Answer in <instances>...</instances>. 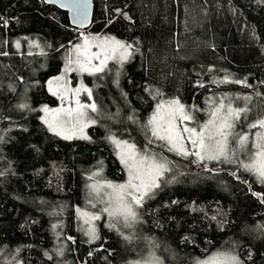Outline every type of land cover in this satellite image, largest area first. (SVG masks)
Returning <instances> with one entry per match:
<instances>
[{
	"label": "trees",
	"instance_id": "16d2710c",
	"mask_svg": "<svg viewBox=\"0 0 264 264\" xmlns=\"http://www.w3.org/2000/svg\"><path fill=\"white\" fill-rule=\"evenodd\" d=\"M92 6L89 24L78 29L66 11L42 0H0V53H8L0 55V257L129 264L152 256L162 264H194L219 250L233 251L243 264H264V202L254 195L264 197V184L236 164L210 161L206 171L162 142L148 146L144 127L159 101L179 99L196 126L227 95L233 107L250 109L235 131L251 137L258 128L248 125L264 116V0H92ZM87 34L123 40L133 54L96 75L92 94L101 112L86 128L89 138L66 140L40 120L39 106L57 103L44 80ZM32 42L39 50L28 51ZM225 77L246 84L222 83ZM110 136L166 157L171 171L164 180L171 183L146 199L132 228L99 222V239L89 243L77 209L88 207L87 185L96 182L90 175L125 179ZM230 148H236L231 140Z\"/></svg>",
	"mask_w": 264,
	"mask_h": 264
},
{
	"label": "snow or ice",
	"instance_id": "6c2138e0",
	"mask_svg": "<svg viewBox=\"0 0 264 264\" xmlns=\"http://www.w3.org/2000/svg\"><path fill=\"white\" fill-rule=\"evenodd\" d=\"M46 2H51V0H46ZM60 6L67 7L68 5L61 4ZM87 6L88 0H73L72 3V7L77 10L78 14L81 9L86 13ZM80 24L83 26V21H80ZM4 26H7V21H4ZM19 46V42H17L16 47L19 48ZM32 46L38 47L39 45L32 42ZM93 48L98 49V51L93 52ZM132 48L133 45L113 37L100 38L83 35V43L75 44L72 48V52L75 53V60L72 59L70 52L64 71H79L96 75L105 70L109 60H118L123 64L132 56ZM0 55H8V53H0ZM94 61H98V63H93ZM73 64L76 65L75 69L71 67ZM63 79V76H58L48 82L49 91L53 96H57L61 102L66 99V96L53 90L52 84L54 81L59 82ZM221 82L246 84L245 81L240 80L230 81L227 77ZM199 86L204 87L202 83ZM65 91L74 98L76 107L53 109L44 105L39 109L44 113L41 120L49 131L57 136H62L63 139H88L89 137L84 134V129L89 124L96 123L94 119L89 118L88 111L95 113L98 108L94 102L82 103L79 94L81 92L86 93L91 99L92 92L83 83L74 89L65 88ZM157 94L159 95V93ZM257 95L260 94L257 93ZM243 99L248 101L251 98L244 97ZM18 107L24 109L28 105L21 104ZM199 110L195 109V111ZM249 111L247 106L243 108L233 107L231 99L225 95L218 102H213L207 121L203 124H196V126H189L190 122L196 121V117L191 111L186 110L185 105L179 99L161 101L157 103L152 116L144 126L146 131L151 134L147 144L151 146L154 142H162L161 146H166L169 152H174L184 158L195 157L196 159L192 162L203 165L206 171L209 170L206 162L210 161L236 164L238 168L254 175L259 183L264 184V131L256 132L254 139H251L247 133L235 131L237 123L248 118L247 113ZM248 127L264 130V116L250 123ZM250 139L251 143L249 144ZM109 140L119 149L118 155L127 171L128 178L120 184L108 180H103V182L97 180L87 185L90 194H95L97 203L103 205L97 209V203L89 201L91 207L97 209L96 212L77 209L84 224L88 225L84 230V235L89 238V243L99 239L93 222L101 220L102 215L106 214L109 218L108 227L110 229L116 228L120 221H123L125 226L130 227L141 219L139 210L143 208L146 199L153 198L155 191L162 187V182L171 183V181L164 180L165 174L171 171L169 167L171 162L166 157L155 152L150 154L148 147H145L143 151L138 150L134 143L119 140L112 136L109 137ZM230 140L238 146L240 152L246 155V160L236 158V150L230 148ZM0 142H3L2 136H0ZM2 175L4 173L0 172V176ZM98 176H100V172H93L89 179ZM254 195H257L264 202V197H261V194L254 193ZM212 219H216V217L213 216ZM55 227L56 225H53V228ZM69 239L72 238L69 237ZM58 254L62 255L63 253L61 251ZM91 254L89 253V255ZM14 264H20L19 260H15ZM196 264H243V262L233 251L218 250L202 260H197Z\"/></svg>",
	"mask_w": 264,
	"mask_h": 264
},
{
	"label": "rangeland",
	"instance_id": "374dc122",
	"mask_svg": "<svg viewBox=\"0 0 264 264\" xmlns=\"http://www.w3.org/2000/svg\"><path fill=\"white\" fill-rule=\"evenodd\" d=\"M87 35H90V36H98V37H100V38H104V37H113V36H101V35H93V34H87ZM113 38H115V37H113ZM115 39H117V38H115ZM117 40H120V39H117ZM120 41H122V42H124L123 40H120ZM81 43H83V38L80 40V41H77V42H75V43H73L68 49H67V51L64 53V55H63V59H62V64H61V66H60V70L58 71V73H56V74H54V75H51V76H49V77H47L45 80H44V85H45V88H46V90H47V92L48 93H50L51 94V92L49 91V81L50 80H53V78H55V77H58V76H63L64 77V79L63 80H61V81H59V82H56V81H54L53 82V84H52V88H53V90H56V91H58V92H61L62 94H64L65 96H66V99L63 101V102H61V100L60 99H58V97L57 96H54L56 99H57V103H56V105H53V106H49V105H47V104H45V103H43V104H41L40 106H39V109H41L44 105H47L49 108H53V109H55V108H59V107H69V106H71V107H76V105H75V102H74V98H72L71 97V94L69 93V92H66L65 91V88H67V89H74V88H76V87H78L81 83H83V85L84 86H86L87 88H89L90 90H91V92H92V90H93V88H94V85H95V83L97 82V77H96V75L97 74H99V73H97L96 75H89L87 72H84V73H81V72H79V71H68V72H65L64 71V69H65V67H66V64H67V59H68V56H69V53L71 52L72 53V59L73 60H75V53L74 52H72V48H73V45H75V44H81ZM126 43V42H125ZM35 44L37 45V43L35 42ZM32 47H34V46H32V43H29V52H33V51H36V50H39L38 48H36V49H33ZM92 51L93 52H95V51H98V49H96V48H93L92 49ZM128 60V59H127ZM126 60V61H127ZM125 62V61H124ZM123 62V63H124ZM93 63H98V61H94ZM112 64H114V65H117V66H120L121 65V63L118 61V60H109L108 61V65H107V67L109 66V65H112ZM73 69H75L76 68V65L75 64H73L72 66H71ZM107 67L105 68V69H107ZM83 75H89V76H91L92 77V79H91V82H86L85 80H84V78H83ZM93 76H95V77H93ZM52 95V94H51ZM79 99H80V101L82 102V103H96L95 102V100H94V98H93V94H92V97H91V99H89L88 98V96H87V94L86 93H83V92H81L80 94H79ZM162 101H164V100H162ZM166 101V100H165ZM159 102H161V101H159ZM158 102V103H159ZM97 105V104H96ZM157 105V104H156ZM156 105H155V107H156ZM155 107H154V109L152 110V112L150 113V115H149V117H148V119L152 116V114H153V112H154V110H155ZM97 108H98V111L97 112H95V113H93V112H91L90 110L88 111V116H89V118L90 119H94L95 121H96V123H94V124H89V126H91V125H95V124H97L98 123V120H99V114H100V112H101V110H100V108H99V106L97 105ZM41 112V111H40ZM44 115V113L43 112H41L40 113V120H41V117ZM209 119V118H208ZM207 119V120H208ZM206 120V121H207ZM42 121V120H41ZM44 124V123H43ZM45 125V124H44ZM46 126V125H45ZM189 126H193V125H191L190 123H189ZM47 127V126H46ZM181 127H183V125H181ZM87 128V127H86ZM86 128L84 129V134L85 135H87L88 136V134H87V132H86ZM47 129H48V127H47ZM49 130V129H48ZM258 131H264V130H262V129H257V130H255V132H253L252 134H251V139H254L255 138V133L256 132H258ZM51 132V131H50ZM53 133V132H52ZM59 137H61L62 138V136H59ZM113 137V136H112ZM116 138V137H115ZM80 139H82V138H80ZM116 139H118V138H116ZM251 139H250V141H249V144L251 143ZM119 140H121V139H119ZM112 143V142H111ZM129 143H131V142H129ZM112 145H113V147L115 148L114 149V152H115V155H116V157L118 158V160L120 161V163H121V160H120V157H119V155H118V152H119V149H117V147L112 143ZM138 149V148H137ZM139 150V149H138ZM235 150H236V155L237 154H240V155H242V157L244 158V159H246V155L243 153V152H240L239 151V149H238V146L236 145V148H235ZM150 154H151V152H150ZM195 158V157H194ZM196 159V158H195ZM121 165H122V167H123V169H124V171H125V179L122 181V182H118L117 184H120V183H124L126 180H127V171H126V169L124 168V165L121 163ZM94 172H97V171H94ZM99 172V171H98ZM90 176H92V174L90 175ZM92 180H94V181H97V180H99V181H101V182H103V180H101V179H98L97 177H95L94 179H92ZM114 183V182H113ZM89 201H91L92 203H97V201H96V199H95V194H91L90 195V198H89V196L87 197V200H86V203L88 204V207H86V208H79V209H81V210H87V211H90V212H96L97 211V209L98 208H101V207H103V205L102 204H99V203H97V209H93L92 207H91V203L89 202ZM77 216H78V221H79V228H80V230L84 233V230H86V228L88 227V225H86V224H84V221H83V219L82 218H80V216H79V214H78V212H77ZM99 222H102L107 228H109L108 227V224H109V218L107 217V215L106 214H104V215H102V218H101V220H99V221H94L93 223L95 224V227H96V230H97V226H98V223ZM133 227V224L130 226V227H127V226H125L124 225V223H123V221H120L118 224H117V226H116V228H111V229H116V230H118V231H121V230H123V229H125V228H132ZM89 239V238H88ZM59 252H61V250H62V247L61 246H59ZM213 253V252H212ZM211 254V253H210ZM209 254V255H210ZM208 256V255H207ZM205 258V257H204ZM204 258H201V259H198V260H202V259H204ZM2 259H4V260H2ZM5 259H6V257L5 256H3V257H0V264H14V262H9V261H7V262H5ZM197 261V260H196ZM196 261H195V263L194 264H196ZM5 262V263H4ZM21 264V263H20ZM129 264H162L161 262H160V260L158 259V258H156V257H144V258H140V259H134V260H131L130 262H129Z\"/></svg>",
	"mask_w": 264,
	"mask_h": 264
},
{
	"label": "water",
	"instance_id": "95a60500",
	"mask_svg": "<svg viewBox=\"0 0 264 264\" xmlns=\"http://www.w3.org/2000/svg\"><path fill=\"white\" fill-rule=\"evenodd\" d=\"M47 5L55 6L57 9L66 11L69 23L72 27L83 29L85 28L89 22L92 15V0H88V6L86 13L81 9L79 10V14L75 8L72 7L73 0H51V2H46V0H42ZM61 4L68 5L67 7H61ZM80 21H83V26H81Z\"/></svg>",
	"mask_w": 264,
	"mask_h": 264
}]
</instances>
